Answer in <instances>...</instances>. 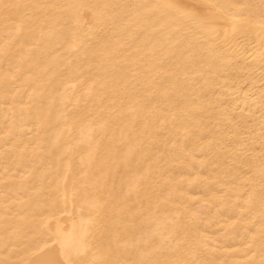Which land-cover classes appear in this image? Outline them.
<instances>
[{
    "label": "bare ground",
    "instance_id": "1",
    "mask_svg": "<svg viewBox=\"0 0 264 264\" xmlns=\"http://www.w3.org/2000/svg\"><path fill=\"white\" fill-rule=\"evenodd\" d=\"M4 4L56 7L0 10V262L260 264V0Z\"/></svg>",
    "mask_w": 264,
    "mask_h": 264
},
{
    "label": "snow or ice",
    "instance_id": "2",
    "mask_svg": "<svg viewBox=\"0 0 264 264\" xmlns=\"http://www.w3.org/2000/svg\"><path fill=\"white\" fill-rule=\"evenodd\" d=\"M50 7H56L54 5H39V4H34V5H28V4H4L0 6V10L3 12V18L5 21H8L10 19L15 18V15H17L21 9H26V10H32L31 14H35V11H38L39 9L42 8H50ZM105 7H108L107 5ZM133 8H140V7H147L149 10H154V9H169L173 10L177 15L174 17V22L183 19L184 17L192 15L186 8L180 5L176 4H167V5H150V6H145V5H134L132 6ZM212 7H216L213 5ZM234 7V6H233ZM242 8H248L252 6H241ZM260 14H261V27L264 28V0H260ZM30 14V15H31ZM165 14L162 12L161 13V18H163ZM262 135H264V125H262ZM261 182L262 185H264V169L261 170ZM105 227L104 225H101L100 228L98 229L99 235L97 237H94V239L97 241V243L100 246H103L104 244V235H105ZM87 235V233H85ZM59 237L60 233L53 232L51 235L48 237V239L51 241V243L45 242L43 245V248L49 249L50 251L54 250V246L59 242ZM169 237H165L164 241H167ZM261 240L264 242V228L261 230ZM162 241V243L164 242ZM148 241H145V244L147 245ZM42 249H38L37 251H43ZM85 250H88L91 248V245H85L84 246ZM36 253H33L35 255ZM141 258L139 260H122L120 258H114V259H105V260H96L92 259L91 261H87L86 264H171L169 261H160V260H150V259H144L143 253H140ZM0 264H3V262H0ZM39 264H58V262L53 258L49 257L47 259L39 261ZM260 264H264V258L261 259Z\"/></svg>",
    "mask_w": 264,
    "mask_h": 264
}]
</instances>
